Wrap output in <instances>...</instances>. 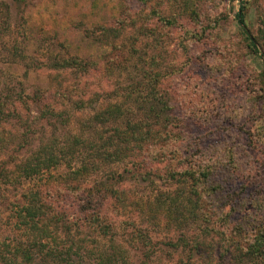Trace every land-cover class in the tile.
I'll list each match as a JSON object with an SVG mask.
<instances>
[{
  "label": "rangeland",
  "instance_id": "obj_1",
  "mask_svg": "<svg viewBox=\"0 0 264 264\" xmlns=\"http://www.w3.org/2000/svg\"><path fill=\"white\" fill-rule=\"evenodd\" d=\"M242 1L251 4L247 29L251 37L261 40L259 53L250 49L236 17ZM185 6L197 15H184L181 9ZM160 17L176 19L177 24L167 25ZM106 29L114 31L106 35ZM120 50L135 57L119 70L116 56ZM50 55L76 57L97 68L74 85L72 99L59 108L73 132L80 131L81 123L107 101L123 100V93L134 91L144 71L168 72L156 88L172 103L177 121L173 132L183 137L191 151L209 156L211 179L221 186L217 194L226 212H232L233 225L249 222L250 228L264 227V0H0V104L5 105L0 112V137L7 145L0 154V165L6 161L10 170L14 162L26 159L53 134L64 133L59 124L55 128L37 120L34 107L30 113L18 102L20 97L47 90ZM145 82V88L155 87L147 85L149 80ZM141 89L145 93L144 86ZM78 100L86 103L83 109L73 105ZM159 167V175H163L164 164ZM131 168L127 163L105 165L88 184L111 178L116 182L114 178L128 176ZM67 171L62 165L31 180L18 179L15 174L11 184L1 187L0 250L18 258L19 264H48L37 248L32 249L33 263L16 254L18 248L31 250L33 245L17 224L24 195L36 184H46ZM125 187L139 197H149L175 191L178 184L148 177L129 179ZM246 209L252 214L244 218ZM69 217L72 221L73 216ZM182 235L191 247L199 232L194 234V228L183 233L162 229L155 234L154 240L163 250L153 261L201 264L195 250H166L165 243L177 242ZM217 241L214 263L229 264ZM131 253L134 264H144L139 251Z\"/></svg>",
  "mask_w": 264,
  "mask_h": 264
},
{
  "label": "trees",
  "instance_id": "obj_2",
  "mask_svg": "<svg viewBox=\"0 0 264 264\" xmlns=\"http://www.w3.org/2000/svg\"><path fill=\"white\" fill-rule=\"evenodd\" d=\"M250 10L251 4L242 1L236 17L244 28L250 49L259 53L261 40L251 37L247 29ZM181 12L197 15L187 6ZM161 20L170 26L177 24L176 19ZM113 31L106 29L105 33ZM51 56L54 55L48 57L46 65L47 90L20 97L18 102L30 113L34 107L37 120L55 128L59 124L64 133L53 134L26 159L14 162L11 170L6 161L2 162L0 190L4 184L14 181L15 174L18 179L31 180L62 165L68 171L46 184H36L24 195L17 224L27 232L33 245L31 250L18 248L16 254H23L28 263L34 262L32 249L37 248L48 264H134L131 252L135 250L140 252L144 264H167L161 258L153 261V256L163 250L153 236L162 229L183 233L194 228V234L199 232V235L193 240V246L182 235L177 242L163 243L166 250L182 253L195 250L201 264H215L214 241L218 240L229 257V264H264V227L250 228L249 222L233 225L232 212H226L217 194L221 186L211 179L213 168L209 156L199 150L191 151L182 142L183 137L173 132L177 121L172 103L156 88L168 72L144 71L143 80L135 83L134 91L123 93V100L107 101L81 123L80 131L73 132L69 130L64 110L59 108L72 99L74 85L90 77L97 68L92 62L76 57ZM134 57L132 52L120 50L116 56L119 70ZM146 80H149L147 85L155 87L145 88ZM142 86L145 93L141 91ZM135 92L136 96L140 93L142 96H134ZM85 104L78 100L73 105L83 109ZM4 108L1 103L0 112ZM261 123L264 128V117ZM6 148L0 137V154ZM112 163L132 165L126 172L130 176L122 174L114 178L116 182L111 178L88 184L101 167ZM160 164L165 167L161 171L163 175H159ZM148 177L169 179L178 184V189L139 197L125 187L129 179L147 180ZM69 208L74 214L71 215ZM246 211L244 218L252 214L249 209ZM112 215L126 219L118 221ZM69 216H73L72 221ZM200 234L204 236L202 241ZM0 264L19 263L18 258L0 250Z\"/></svg>",
  "mask_w": 264,
  "mask_h": 264
}]
</instances>
